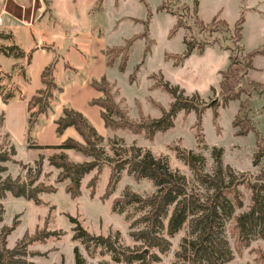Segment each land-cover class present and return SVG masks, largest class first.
<instances>
[{
  "label": "rangeland",
  "instance_id": "1",
  "mask_svg": "<svg viewBox=\"0 0 264 264\" xmlns=\"http://www.w3.org/2000/svg\"><path fill=\"white\" fill-rule=\"evenodd\" d=\"M167 1V7L157 9V5ZM192 1L122 0L116 8L113 0H104V14L110 19L111 15L115 17L128 12L131 16L144 21L147 19L148 11L151 12L146 35L133 41L125 72L116 69L114 74L116 82H112L115 100L120 102L123 109H127L130 117L146 120L147 117L160 116L161 106L168 108L172 97L157 85L158 80L161 79L183 87L189 96L196 93L197 96L192 98L195 104L200 105L213 99H220L219 84L222 77L219 69H226L228 52L219 48L218 45L226 47L229 53V48H234L237 54L240 53V50L236 48L239 45L243 46L242 53L264 48V0H199L197 13L202 21L209 23L214 17L225 19L230 24L228 29L221 24L212 29L208 26L204 28L194 17ZM251 6L258 7L261 12L252 9ZM168 9L180 14H173ZM49 11L48 0H0V31L7 34L5 37H0V45L15 43L22 46L30 37L38 34V31H50L56 28V24L45 17L46 14H50ZM241 14L245 17L241 31L243 37L235 45L232 41L234 33L232 25ZM178 18L180 23L174 29L173 24ZM143 21L128 18L115 24L112 21H106L105 18L106 43L124 44L131 35L146 31ZM184 35L192 42L206 39L213 41V48H208L203 55L199 53V48H194L195 50L183 58L178 65H173L175 58L167 57L166 54L177 55L185 50ZM146 45H149L147 51H145ZM113 52L115 54V51ZM114 54L111 56H114V64L118 67L124 53ZM18 60L19 63L25 62V59L21 57ZM253 65L254 67L247 72L248 76L255 81H264L263 53H257L254 56ZM132 72H135V75L131 79L129 76ZM130 81L132 83L138 81V83L131 84ZM252 87V85L248 87L249 95L242 93L238 99H230L226 104L214 107L218 112L217 117L212 107H205L201 114V129L196 130L195 111L185 113L181 109L176 113L173 126L165 131H157L151 138L144 131L134 134L127 129L108 128L104 133H100L103 139L99 144L109 156H113L112 146L117 145L126 147L137 145L143 150L149 149L155 156L165 157L173 170L185 174L191 185L196 183L193 171L177 155V151L185 150L201 154L205 161L204 169L212 171L215 166L212 149L216 147L221 150L223 167L230 166L237 174L244 173L253 181V176L263 165V162L254 163L256 132L250 129L245 134L236 133L239 128L253 123L264 143V91H260V86L254 85L255 88L251 89ZM245 98H249V103L240 109L239 102ZM243 114L249 117L247 122L242 118ZM111 116L114 120H119V116L115 114ZM235 118L239 122L238 126L232 124ZM6 141L10 139L0 127V144H6ZM17 149L16 158L26 161L29 151L24 146H19ZM57 151L58 149H45L46 154ZM78 154L81 153L78 152ZM82 157L83 160L88 159L84 155ZM6 164L8 170L4 174L9 173L14 177L25 173L26 168L18 162L8 161ZM57 172V168L50 165L44 157L39 180L47 185L52 184L56 189L41 192L39 204L24 198L13 197L9 192L0 199V206L3 209V221L0 227L15 223L14 230L6 238L7 247L13 248L24 238L27 241L35 233H51L45 240L31 242L27 246L28 264H74L75 248L84 258V264L102 262L126 264L115 262L112 259V253L105 251L101 246H91L89 251L86 250L80 239L73 238L75 224L69 220V217L76 218L81 227L91 234L109 236L117 245L130 249L141 246V243L135 241L130 235L132 230L137 229V227L131 228L130 225L141 213L131 208L118 213L112 210L111 205L113 199L120 197L126 187L142 195L153 192L155 186L152 181L148 178L135 179L123 169L119 173V180L114 188L108 191L107 184L111 169L108 163H103L100 168H94L84 175L81 180L80 194L74 199L65 190L68 180L57 181ZM240 190L243 206L237 208L234 215L246 210L250 203L249 189L241 185ZM91 191H93L92 194ZM130 213H132L131 218L126 219L125 216ZM230 225L232 226L231 223ZM229 230H231L230 227L226 231V237L233 258L226 264H264V238H252L248 245H242L238 243L235 234ZM164 235L170 241V247L164 253H160L157 249H150V253L159 257V260L153 264H172L176 260L175 252L180 249L183 238L187 237L188 226L185 224L171 237H168L166 233ZM131 264H138V262Z\"/></svg>",
  "mask_w": 264,
  "mask_h": 264
},
{
  "label": "trees",
  "instance_id": "2",
  "mask_svg": "<svg viewBox=\"0 0 264 264\" xmlns=\"http://www.w3.org/2000/svg\"><path fill=\"white\" fill-rule=\"evenodd\" d=\"M102 0H98L99 4ZM171 2V0H169ZM147 5V3L145 2ZM167 2H161L157 9L167 7ZM198 0L192 1L193 14L203 27H212L221 24L228 29L229 24L226 20L214 17L209 23H204L197 13ZM173 14H180L175 10L168 9ZM151 12L148 11L147 19L144 20L146 31L133 34L127 38L124 44L115 45L106 49L108 63H114V55L123 52V58L118 63L119 70H124L129 57L130 47L135 39L145 36L148 29V22ZM244 16L241 14L233 24L234 33L232 41L236 45L242 38V23ZM179 18L174 23V29L179 25ZM7 34L0 31V37ZM185 50L181 54L168 53L167 57H174L173 65H178L183 58L187 57L194 48L202 50L206 44L214 43L210 40L190 41L186 35L183 37ZM222 48H226L220 44ZM240 50L229 48V63L226 69L221 70L220 99H213L208 103L195 104L192 102L193 96L185 93V89L178 84H172L169 80H158L157 85L167 91L172 100L168 108L160 107L161 114L157 117L132 118L128 115L127 109L120 106V102L115 100V92L112 91L113 84L101 76L100 79H91V85L102 92V97L91 100L92 104L100 106V115L106 127L116 129H127L137 134L144 131L148 137H152L157 131H165L174 124L176 113L183 109L185 113L191 110L196 114V130L201 129V114L205 107H212L215 117L218 112L214 107L226 104L230 99H238L242 93L250 94L248 87L252 85L260 86V91H264V82L248 79V69L252 67V60L257 53H264V48H258L242 53L243 46H236ZM149 49L146 45L145 51ZM0 50L15 56H22L24 51L16 44L0 45ZM31 52H28L27 61ZM53 60L46 65L41 72L42 87L37 89L27 101V123L25 128V139L28 147L42 148L51 147L58 149L48 155V163L57 168V181L68 180L65 190L71 198H77L80 194L81 180L85 174L94 168H100L103 163L110 165V175L108 179V191L112 190L119 180V173L123 169L135 179L148 178L155 186V190L149 194L142 195L130 188H125L120 197L113 199L112 210L123 213L126 208L141 213L131 223L130 227H137L132 230L130 235L135 241L140 242L141 246L133 249L122 247L115 243L109 236L94 235L81 227L78 220L69 217L75 224L74 239H80L86 250L91 246H101L105 251L112 253L115 262H125L131 264H153L159 257L150 253V249H157L160 253L166 252L170 247L168 237L173 236L186 224L188 235L183 238L180 249L175 252L176 260L172 264H226L233 254L226 237L228 227L235 234L238 243L248 245L252 238H264V143L253 123L243 128H239L236 133L245 134L248 130H255L257 135L256 151L254 153V163L263 162L259 172L253 176L244 173L237 174L230 166L223 167L221 162V150L214 147L212 156L214 158V169L206 171L204 169V157L193 151L178 150L177 155L181 157L192 169L193 178L196 183L190 184L188 177L176 170H173L165 157L155 156L149 149L143 150L141 146L123 145L112 146L113 156L105 154L104 148L99 144L103 139L102 135L88 121L82 112L63 106L62 114L55 119L56 132L62 134L67 126H73L81 136L82 140L73 137H66L60 143L53 145H41L36 140L34 133L39 125L41 113L48 114L53 108V103L58 100L57 94L61 90L54 80ZM135 75L132 72L131 79ZM1 79V72H0ZM0 95L4 102L14 96L11 87L0 81ZM240 109L249 103V98L240 100ZM264 105V104H263ZM119 116V120H114L111 115ZM243 119L249 120L243 114ZM3 123V115L0 114V126ZM233 126H238L239 122L235 118ZM8 136V134H7ZM74 149L81 152L88 159L74 161L69 158L65 149ZM16 149L11 141L0 144V199L4 198L9 192L16 198H24L34 204L40 203L39 194L44 191H55V186L45 184L39 180L44 155L39 154L32 164L23 163L17 160L14 155ZM18 162L25 173L11 176L6 162ZM250 191V203L246 210L234 215L237 208L243 206L242 193L240 186ZM91 187L92 184H90ZM93 191H91V194ZM2 207L0 206V224L3 221ZM132 213L125 216L131 218ZM167 223L165 224V220ZM232 224V226L230 225ZM15 224V223H14ZM1 225L0 227V264H28L26 256L29 252L27 246L34 241H43L51 233H35L29 240L18 242L13 248L7 247L6 238L14 230L15 225ZM103 251V250H102ZM74 264H84V258L78 249H74ZM99 264H108L102 262Z\"/></svg>",
  "mask_w": 264,
  "mask_h": 264
},
{
  "label": "crops",
  "instance_id": "3",
  "mask_svg": "<svg viewBox=\"0 0 264 264\" xmlns=\"http://www.w3.org/2000/svg\"><path fill=\"white\" fill-rule=\"evenodd\" d=\"M121 1L113 0L114 7L117 8ZM48 8L50 14H46L45 17L56 24V28L50 31L40 30L22 46L18 45L24 51L22 56L6 55L0 50V81L14 91V96L7 102H4L0 95V114L3 115V123L0 127L8 134L16 152H18L17 147L19 146H24L29 151V157L26 161L16 158L17 153L14 157L23 163L30 164L38 158L39 154H43L47 158L50 152L46 154L45 149H55L51 147H28L24 136L28 116L27 101L36 93L37 89L42 87L41 72L43 68L56 60L53 75L55 82L61 86V90L57 94L58 100L53 103L52 110L48 114L41 113L39 116V125L34 133L38 143L41 145L58 144L68 136L82 140L73 126H67L62 134H57L55 119L62 114L63 106H69L82 112L99 133H104L108 127L105 126L100 115V106L91 103V100L99 97L102 92L91 85V79H100L101 76H105L111 83L116 82L114 78L116 69L120 72L126 70V67L124 70H119L114 63H108L106 49L119 44L106 43L104 19L106 18V21L109 20L115 24L128 18L143 21L131 16L128 12L115 17L111 15L110 19L104 14V0L100 4L98 0H48ZM251 8L261 12L256 6H251ZM149 34L151 33L149 32ZM66 40H68L67 43H65ZM213 45V43L206 44L202 50L198 51L203 55L208 48H213ZM218 46L227 50L228 64V49ZM63 48L64 51L59 52ZM29 51L31 54L27 61ZM19 57L25 59L24 64L19 63ZM247 77L255 81L248 74ZM9 82L11 84H8ZM130 83L136 84L138 81H133V83L130 81ZM65 152L74 161L84 159L83 154L81 152L82 155L78 154L79 151L74 149H65Z\"/></svg>",
  "mask_w": 264,
  "mask_h": 264
},
{
  "label": "water",
  "instance_id": "4",
  "mask_svg": "<svg viewBox=\"0 0 264 264\" xmlns=\"http://www.w3.org/2000/svg\"><path fill=\"white\" fill-rule=\"evenodd\" d=\"M67 42H68V40H66L65 43H67ZM65 46H66V44H65ZM63 51H64V48L59 50V52H61V53H62Z\"/></svg>",
  "mask_w": 264,
  "mask_h": 264
}]
</instances>
